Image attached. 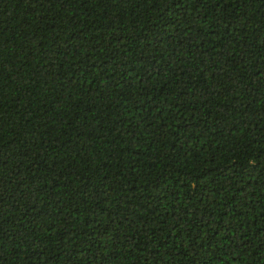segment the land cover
Returning a JSON list of instances; mask_svg holds the SVG:
<instances>
[{
	"label": "trees",
	"instance_id": "obj_1",
	"mask_svg": "<svg viewBox=\"0 0 264 264\" xmlns=\"http://www.w3.org/2000/svg\"><path fill=\"white\" fill-rule=\"evenodd\" d=\"M0 264H264V0H0Z\"/></svg>",
	"mask_w": 264,
	"mask_h": 264
}]
</instances>
